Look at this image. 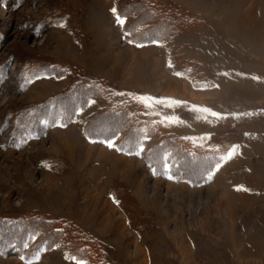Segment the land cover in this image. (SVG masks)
<instances>
[{
  "label": "rangeland",
  "instance_id": "1",
  "mask_svg": "<svg viewBox=\"0 0 264 264\" xmlns=\"http://www.w3.org/2000/svg\"><path fill=\"white\" fill-rule=\"evenodd\" d=\"M11 1H0V217L37 212L74 221L101 239L105 264H145L143 247L151 264H264V0H174L195 20L169 42L182 46L184 59L198 61L212 82L197 97L204 105L141 91L115 93L116 100L140 103L145 120L159 121L195 145L226 150L209 183L199 186L157 174L145 160L149 145L127 159L87 146L79 125L82 129L84 118L100 106L95 100L68 129L59 124L42 137L14 139L18 113L44 103L71 81L31 75L43 61L111 71V82L122 89L134 75L104 59L114 42L125 45L112 14L118 0ZM139 61L131 66H148ZM50 156L67 159L66 168L56 170ZM116 183L127 185L147 214L142 232L113 201ZM80 261L64 244L31 260L0 253V264Z\"/></svg>",
  "mask_w": 264,
  "mask_h": 264
},
{
  "label": "trees",
  "instance_id": "2",
  "mask_svg": "<svg viewBox=\"0 0 264 264\" xmlns=\"http://www.w3.org/2000/svg\"><path fill=\"white\" fill-rule=\"evenodd\" d=\"M0 1L6 4L12 2ZM116 9L119 17L126 18L124 33L127 40L134 44L168 41L187 31L195 20L187 8L174 0H118ZM76 26L78 39L83 41L85 32L78 23ZM1 34L0 46L3 42ZM182 49V46L172 48L171 62L175 71L191 78L196 87L210 86L212 82H208L200 70L199 62L184 59ZM31 75H48L59 79L70 77L71 81L62 92L44 103L18 113V123L12 133L18 141L33 135L42 137L59 124H71L77 113L95 100L100 106L84 118L83 135L91 140L113 141L119 151L130 155L149 145L144 153L145 160L157 174L179 176L193 186L205 185L225 154L224 148L195 145L188 138L170 132L163 123L151 118L145 120L141 116L140 103L116 100L115 95L117 92L137 94L140 91L122 89L92 74L88 68L62 60L57 63L43 61L33 69ZM49 161L56 170H64L68 164L67 159L58 156H50ZM112 196L127 213L135 230L142 232L147 226V214L140 209L130 188L116 183ZM60 244L66 246L71 257L86 261V264H105L101 239L74 221L37 212L17 219L0 217V253H14L31 260L39 251Z\"/></svg>",
  "mask_w": 264,
  "mask_h": 264
},
{
  "label": "crops",
  "instance_id": "3",
  "mask_svg": "<svg viewBox=\"0 0 264 264\" xmlns=\"http://www.w3.org/2000/svg\"><path fill=\"white\" fill-rule=\"evenodd\" d=\"M112 7L113 9H116V4L112 5ZM112 14L116 23H118L119 25V42L121 41L125 45L119 48L114 44L115 42L112 41V43H114L113 45H110L108 47L109 53L106 54L104 59L107 61L108 65L110 64L111 68H114L116 66L119 67L120 65L123 66L124 74L128 72L130 75H134L133 80H127L128 82H125L126 86H123L124 89L135 91L139 90L143 94L157 97L158 99L167 100L170 102H181L196 105L205 104L203 100L198 101L197 97H202V95L204 96L205 92L208 91V89H206L205 87L195 88V86L193 85V81L188 76L177 73L174 70L169 50L170 46L176 45L177 42H169L168 40L164 42H154L149 44L131 43L125 36L123 29L124 23H120L117 20V9L115 12L113 11ZM147 54H150V56H148ZM137 58L139 60H142V62H147L148 66L144 65L145 67H140L138 69L133 68V66L131 65L134 62L139 61L136 60ZM100 71L99 73H97L92 68V73L94 75L101 76L109 81L113 80L111 71L110 73H106L102 69H100ZM187 93H191V96H187ZM74 121L71 124L61 128H70L75 123ZM79 128L81 137L84 139L87 146L100 148L104 153L118 158L127 159V157H132L129 154L119 151L118 148L114 145L113 141H111L112 144L110 146L109 142L91 140L86 138L83 135V128L81 129L80 125ZM112 199L114 201L113 196ZM192 247L189 249V254L190 257L193 258L195 253ZM140 250H142L144 253L145 264H151L149 250L144 247L140 248ZM181 258L184 257L181 256ZM192 258H190V260Z\"/></svg>",
  "mask_w": 264,
  "mask_h": 264
},
{
  "label": "snow or ice",
  "instance_id": "4",
  "mask_svg": "<svg viewBox=\"0 0 264 264\" xmlns=\"http://www.w3.org/2000/svg\"><path fill=\"white\" fill-rule=\"evenodd\" d=\"M113 11L115 12L116 9H113ZM117 20H118L120 23H125V22H126V18H121V17H119V16H117ZM141 46H142V45H141ZM61 126H63V125H61ZM111 144H112V142L109 141V145H110V146H111ZM80 264H86V261L81 260V261H80Z\"/></svg>",
  "mask_w": 264,
  "mask_h": 264
}]
</instances>
